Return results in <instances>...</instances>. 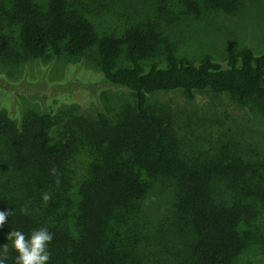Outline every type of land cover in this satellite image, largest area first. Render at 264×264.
Listing matches in <instances>:
<instances>
[{"label": "trees", "instance_id": "16d2710c", "mask_svg": "<svg viewBox=\"0 0 264 264\" xmlns=\"http://www.w3.org/2000/svg\"><path fill=\"white\" fill-rule=\"evenodd\" d=\"M207 2L230 12L238 0ZM0 10L6 15L0 19V58L10 45L1 22L10 17L30 57H78L94 48L104 81L133 98V108L114 124L103 111L96 113L97 156L77 178L69 164L77 147L54 135L57 123L49 112L17 122L0 114V138L12 163L0 186V211L9 212L0 227L6 264H15L16 255L7 233L19 229L27 238L41 226L53 233L48 264H255L240 257L258 245L251 201L264 203V188L253 175L251 194L239 182L231 189L228 176H219L211 163L181 161L168 119L148 99L156 92L179 90L191 99L209 91L241 104L262 101L264 114V52L244 48L222 64L210 56L191 62L168 53L163 66L145 65L141 60L154 52L159 34L154 24L98 33L85 0H0ZM122 52L129 65L116 67ZM154 178L170 179V202L149 222L144 200Z\"/></svg>", "mask_w": 264, "mask_h": 264}, {"label": "rangeland", "instance_id": "374dc122", "mask_svg": "<svg viewBox=\"0 0 264 264\" xmlns=\"http://www.w3.org/2000/svg\"><path fill=\"white\" fill-rule=\"evenodd\" d=\"M85 2L88 20L98 33L119 35L129 26H157L155 50L141 60L145 65L157 61L163 66L168 53L191 62L210 56L221 63L229 53L237 54L244 48L256 54L264 52V0H238L230 12L214 8L207 0ZM1 16L6 17L3 10L2 20ZM1 26L10 45L0 58V114L17 122L49 112L57 123L54 135L77 147L69 160L77 178L97 156L92 137L97 130L96 113L103 111L114 124L126 108H133V98L124 88L104 81L94 48L78 57L48 52L34 59L20 47L17 22L7 17ZM128 65L122 52L116 67ZM148 102L156 114L168 119L181 161L211 163L219 176H228L231 189L234 182H239L251 194L248 187H255L253 175L259 188H264L262 101L241 104L234 97L209 91L196 92L190 99L174 90L156 92ZM6 153L0 138V186L7 181L2 180L5 175L12 173ZM150 182L144 205L149 222H154V217H160L169 207L170 179L154 178ZM250 199L245 198L247 203ZM251 204L255 210L251 225L257 229L258 245L251 246L240 258L264 264V203L252 198Z\"/></svg>", "mask_w": 264, "mask_h": 264}, {"label": "clouds", "instance_id": "9594fccd", "mask_svg": "<svg viewBox=\"0 0 264 264\" xmlns=\"http://www.w3.org/2000/svg\"><path fill=\"white\" fill-rule=\"evenodd\" d=\"M48 193L42 194V200L47 202ZM9 212L0 211V227H3ZM11 241V247L16 253L14 257L15 264H48L50 260L49 244L53 239V233L47 226L31 230L27 238L23 231L13 229L7 233ZM8 244L0 246V264H6Z\"/></svg>", "mask_w": 264, "mask_h": 264}]
</instances>
